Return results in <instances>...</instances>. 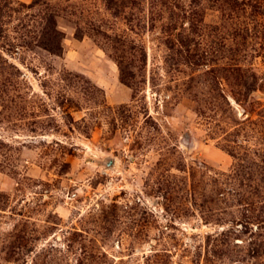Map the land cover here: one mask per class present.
Listing matches in <instances>:
<instances>
[{"label": "rangeland", "instance_id": "obj_1", "mask_svg": "<svg viewBox=\"0 0 264 264\" xmlns=\"http://www.w3.org/2000/svg\"><path fill=\"white\" fill-rule=\"evenodd\" d=\"M0 264H264V0H0Z\"/></svg>", "mask_w": 264, "mask_h": 264}, {"label": "water", "instance_id": "obj_2", "mask_svg": "<svg viewBox=\"0 0 264 264\" xmlns=\"http://www.w3.org/2000/svg\"><path fill=\"white\" fill-rule=\"evenodd\" d=\"M113 164V162L111 161L110 163H109V165H112Z\"/></svg>", "mask_w": 264, "mask_h": 264}]
</instances>
